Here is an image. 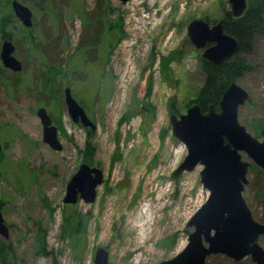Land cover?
Segmentation results:
<instances>
[{"label":"rangeland","instance_id":"rangeland-1","mask_svg":"<svg viewBox=\"0 0 264 264\" xmlns=\"http://www.w3.org/2000/svg\"><path fill=\"white\" fill-rule=\"evenodd\" d=\"M12 1L0 0V15L10 19L0 30L16 46L23 70L4 72L0 61V208L9 228L8 239L0 240L13 249L15 264H94L99 247L109 252V264L173 259L187 246L192 231L187 224L210 194L201 183L202 166L173 175L187 149L173 136L170 116L195 105L204 82L203 51L190 42L188 25L222 21L231 9L228 0H18L33 13L31 34L14 16ZM98 2L99 28L88 23L96 22ZM111 23L121 24L122 39L117 29L109 31ZM240 58L253 70L236 82L249 94L239 122L254 136L253 124L264 122V38ZM66 88L94 130L73 122L63 104ZM41 108L58 130L61 151L44 141ZM89 158L90 166L103 171L104 182L94 203L73 206L89 218L86 243L74 248L61 233L63 200ZM242 158L250 162L243 153ZM259 174L264 176L257 167L249 169L243 197L262 223ZM39 227L46 233L44 255L37 248ZM259 244L264 249V236ZM207 264L253 263L216 255Z\"/></svg>","mask_w":264,"mask_h":264},{"label":"water","instance_id":"water-1","mask_svg":"<svg viewBox=\"0 0 264 264\" xmlns=\"http://www.w3.org/2000/svg\"><path fill=\"white\" fill-rule=\"evenodd\" d=\"M119 1L125 4L129 0ZM228 3L235 18L245 14L247 0H228ZM11 6L22 25L32 28V11L18 0H13ZM188 38L196 49L203 51L202 59L214 64L231 58L238 49V41L224 32L223 21L210 26L204 20H194L188 25ZM15 50L14 44L5 40L1 44L0 58L6 69L20 73L23 66ZM248 100L249 94L233 82L224 93L218 110L211 105L209 111L203 113L200 105L195 104L183 115L170 116L173 136L187 149V156L174 177L202 166L201 183L210 194L187 224L192 229L187 246L173 259L159 264H207L208 258L216 255L236 262L249 258L253 264H264V249L259 244L264 236V224L254 220L243 197L251 164L264 172V129L260 140L239 122V110ZM64 101L74 123L92 130L96 128L70 88L64 91ZM38 117L44 129V141L53 150L61 151L57 128L52 125L46 109H39ZM242 153L250 162L243 160ZM103 182L104 173L100 168L81 164L67 185L63 203H94ZM0 236L9 237L1 208ZM108 259L109 252L105 248L96 249L94 264H109Z\"/></svg>","mask_w":264,"mask_h":264},{"label":"trees","instance_id":"trees-1","mask_svg":"<svg viewBox=\"0 0 264 264\" xmlns=\"http://www.w3.org/2000/svg\"><path fill=\"white\" fill-rule=\"evenodd\" d=\"M107 10L108 9L105 8L106 12H108ZM101 12V3L98 2L94 12L96 16L94 19L96 22L93 20L92 23L88 22L91 24V26L95 25L98 28L102 26L103 20L101 18ZM7 16L13 17V13H9ZM9 20L10 19L6 18V15H0V23L7 22ZM222 21L224 32L238 41V49L231 58L224 60L220 64L210 63L201 59V69L204 73V82L201 89L199 90V93L197 94L196 104L200 105L203 113L208 112L211 105L214 106L216 110H218L219 103L228 87L233 82H237L238 80L242 79L247 72L253 70V67L250 66L248 62L241 59L240 55L250 54L253 51L254 41L258 38H264V0H247V10L243 16L240 18H235L230 10L225 12ZM108 29L110 32L114 31V29H117L119 32L117 38L118 40L122 39L121 24L117 25L116 27L113 23H111L109 24ZM0 32H2L0 40L6 38L10 39L8 34L4 33L2 30H0ZM27 32L31 34L32 29L27 30ZM99 33L100 32L97 33V37H100ZM28 43L29 45L35 44L38 51L40 50V47L36 41L31 40ZM0 77L2 76L0 75ZM4 81L7 85L12 87L16 86L15 83H12L10 77H4ZM59 91L60 89H58L57 93H59ZM61 93H59L60 98L58 101L62 105L63 96ZM171 109H173V107H171ZM263 129L264 122H255L253 124L254 136L256 138H261V132ZM19 136L22 138L25 137V135L20 133ZM2 152L3 148L0 151V154ZM89 153L91 154V152ZM85 162L89 165H92L90 158L85 159ZM1 163L2 161H0V165ZM250 169H256L255 165H251ZM260 177L264 180V176L260 175ZM73 206L75 205H65L66 208H64L63 211L61 233L65 238L70 240L74 248H78L79 246L86 243L89 218L86 215L79 213L76 208L74 209ZM67 208L71 210H67ZM262 223H264V218L262 219ZM36 242L40 255L46 254V233L41 227L38 228ZM15 259L16 257L13 249L0 240V264H15Z\"/></svg>","mask_w":264,"mask_h":264},{"label":"flooded vegetation","instance_id":"flooded-vegetation-1","mask_svg":"<svg viewBox=\"0 0 264 264\" xmlns=\"http://www.w3.org/2000/svg\"><path fill=\"white\" fill-rule=\"evenodd\" d=\"M15 16V15H14ZM5 40H9V41H11L9 38H6V39H2L1 40V44L5 41ZM12 42V41H11ZM15 46V45H14ZM15 49H16V46H15ZM15 54H16V50H15ZM16 56V55H15ZM17 58V57H16ZM0 61L2 62V60H1V58H0ZM2 66H3V64H2ZM23 66V65H22ZM7 71H10V70H8V69H6ZM23 70V69H22ZM15 74H18V73H15ZM65 91V90H64ZM64 104H65V101H64ZM66 106V105H65ZM66 109H67V107H66ZM47 111V110H46ZM48 113V112H47ZM49 115V114H48ZM50 117V116H49ZM51 118V117H50ZM51 121H52V118H51ZM78 124H80L81 125V123H78ZM52 125L54 126V124H53V121H52ZM58 131V130H57Z\"/></svg>","mask_w":264,"mask_h":264}]
</instances>
